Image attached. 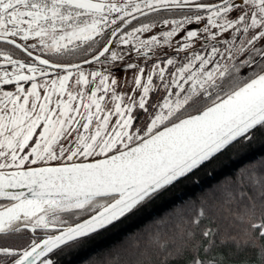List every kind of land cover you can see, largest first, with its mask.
<instances>
[{
	"label": "snow or ice",
	"instance_id": "1",
	"mask_svg": "<svg viewBox=\"0 0 264 264\" xmlns=\"http://www.w3.org/2000/svg\"><path fill=\"white\" fill-rule=\"evenodd\" d=\"M0 45V234H33L21 249L0 246V264H55L54 250L264 137V0H0ZM133 52L152 61L146 76ZM71 57L82 59L60 61ZM93 64L104 70L85 72ZM118 65L137 70L127 104ZM245 172L224 200L244 228L222 243L264 257V163ZM206 215L201 205L181 227L190 264H221L211 228L194 243ZM38 229L58 234L37 240Z\"/></svg>",
	"mask_w": 264,
	"mask_h": 264
},
{
	"label": "trees",
	"instance_id": "2",
	"mask_svg": "<svg viewBox=\"0 0 264 264\" xmlns=\"http://www.w3.org/2000/svg\"><path fill=\"white\" fill-rule=\"evenodd\" d=\"M154 97L156 96L150 98ZM189 113L194 112L185 115ZM136 115L137 125H140L144 122L146 114L137 109ZM262 155H264V137H259L250 143L234 144L212 162L170 187L134 214L76 243L70 242L61 246L50 254V258L55 264H190V256L195 249L190 252L183 250L187 245L182 238L181 227L188 228L186 222L193 217L196 209L203 205L207 215L203 218L200 227L195 229L197 240L194 243L197 247L200 242L199 233L204 228H211L216 233L214 237L216 248L212 254L221 264H264V257L260 255L258 249L238 247L231 242L222 243L229 236L239 237L244 228V225L235 221L231 213L226 210L228 206L224 203L225 194L227 191L237 190L238 179L235 174L239 169ZM262 163L264 159L251 170H258ZM228 176H233V179L224 187L212 190L203 197L197 198L189 206L163 219H158V216L172 204ZM231 207L232 211H235L236 206ZM64 218L70 223L76 221L71 215L65 214ZM156 234L169 241L166 250H158L153 244L152 239ZM32 236L31 233L28 237L19 236L24 237L19 241V248L26 247Z\"/></svg>",
	"mask_w": 264,
	"mask_h": 264
},
{
	"label": "flooded vegetation",
	"instance_id": "3",
	"mask_svg": "<svg viewBox=\"0 0 264 264\" xmlns=\"http://www.w3.org/2000/svg\"><path fill=\"white\" fill-rule=\"evenodd\" d=\"M142 20H144V18H141ZM149 21L150 20H158L159 19V17H157V16H155V14H152V15H150L148 18H147ZM134 24L136 23L135 21L133 22ZM189 27H192V28H198L199 26H197V25H193V26H189ZM166 30V29H165ZM159 31V29H156V30H154V33H156V32H158ZM147 35L148 34H145V36L144 37H142V38H147ZM0 47H6V46H4V45H0ZM196 50L198 51V52H201L202 54H203V49L201 48V46L199 45V44H197L196 45ZM159 53H160V50H157V54L159 55ZM132 56H133V59L130 61V62H132V63H138V64H140L141 66H143V67H145L146 68V71H148L149 69H150V67H151V63H152V61H148V63H147V65H145V62H144V60L143 59H140V60H137L136 58H135V53L133 52V54H132ZM161 58H163V57H161ZM82 59V57H71V58H60V61L61 62H65V63H67V62H72V63H79L80 62V60ZM126 59H127V57H126ZM155 59V58H154ZM178 59H180L181 60V62L183 61V55H181V57H179ZM123 65H118L117 67H114V68H112V74L117 78V80L119 81V86L117 87V89H119V88H121L122 87V85L123 84H120L121 82H123V80H124V70H123V68H121ZM84 70H85V72H90V71H94V70H100V71H103L104 70V68L103 67H101L100 65H97V64H93V65H84ZM135 70V69H134ZM145 71V72H146ZM145 76H146V74H145ZM126 81V80H125ZM154 82L157 84V85H159L160 84V81L158 80V79H155L154 78ZM94 87V85H92V88ZM91 88V89H92ZM91 89L90 90H88L89 92L91 91ZM118 92V91H117ZM120 92V91H119ZM163 96L164 95V92H163V89L162 88H160L159 89V91L158 92H154V93H151L150 94V97L151 96ZM198 106H196V107H194V108H190L189 110H188V112H194L195 113V111H196V108H197ZM8 202L7 201H0V204H7ZM31 232L30 231H22V232H20V233H10V234H8V235H0V238L1 237H5V238H3V239H0V246H7V247H12V248H17V249H20L19 248V241H20V239H23L22 237H19V236H24L25 235V237H28V235L30 234ZM32 234V233H31ZM44 234H46V231H44V230H40V229H38L37 230V232L35 233V238L37 239V240H39L42 236H44Z\"/></svg>",
	"mask_w": 264,
	"mask_h": 264
},
{
	"label": "rangeland",
	"instance_id": "4",
	"mask_svg": "<svg viewBox=\"0 0 264 264\" xmlns=\"http://www.w3.org/2000/svg\"><path fill=\"white\" fill-rule=\"evenodd\" d=\"M136 71L137 70L132 69V70H128L127 72H124L123 73L125 75L124 76V80H123V82L120 83V84H123V85H122L121 88L116 89L118 91V93H123V94L126 95V98L124 100L125 104H127L129 102L128 99H127V96L133 94L132 89L135 87V85L133 83V79H134V74H135ZM145 74L147 75V71L145 72ZM91 88H92V84H89L88 87H87V91L90 90ZM74 90H78V89H74ZM135 95L138 97L139 93L137 92V93H135ZM109 107H110V105H109ZM114 120H115V117L113 118V122H114ZM262 159H264V155L254 158L253 160H251L247 164H245L243 167H241L239 169V171L235 174L237 179H239V177L242 174H246L245 170H251V168L254 165H256L257 163H259ZM232 179H233V176L224 177V178H222V179H220V180H218L216 182L211 183L210 185L206 186L205 188H203L201 190L195 191L191 195L185 197L184 199L172 204L169 208L165 209L160 214V216H158V219H163V218H165V217H167L169 215H172L176 211L181 210L182 208H185V207L189 206L197 198L203 197L204 195L208 194L212 190L224 187ZM50 230H47L46 233H48Z\"/></svg>",
	"mask_w": 264,
	"mask_h": 264
},
{
	"label": "water",
	"instance_id": "5",
	"mask_svg": "<svg viewBox=\"0 0 264 264\" xmlns=\"http://www.w3.org/2000/svg\"><path fill=\"white\" fill-rule=\"evenodd\" d=\"M121 68H123V66L121 67ZM194 114V113H193ZM76 222V221H75ZM75 222H72L73 224L75 223ZM55 234H58L57 232H51V233H47V234H44V236L42 237V238H46V236L47 235H55ZM42 238H40V239H42Z\"/></svg>",
	"mask_w": 264,
	"mask_h": 264
}]
</instances>
